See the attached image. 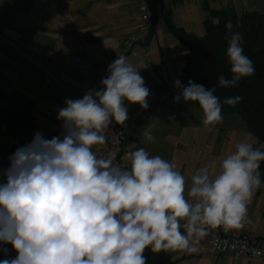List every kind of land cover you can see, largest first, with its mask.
<instances>
[{"label": "clouds", "instance_id": "1", "mask_svg": "<svg viewBox=\"0 0 264 264\" xmlns=\"http://www.w3.org/2000/svg\"><path fill=\"white\" fill-rule=\"evenodd\" d=\"M225 27L232 32L231 22ZM226 56L231 78L219 76L210 89L192 80L187 87L174 82L181 90L175 101L198 102L210 129L223 119L217 89L238 87L255 71L239 33L231 35ZM107 71L100 90L66 99L59 109L62 136L49 140L37 132L10 157L0 183V242L18 255L0 264H146L148 248L195 251L209 228L244 226L248 203L262 183L264 151L237 143L218 173L197 170L187 193L176 165L143 147L126 154L130 168L114 163V153L98 157L92 148L105 143L103 133L113 119L118 124L128 119L125 101L147 109L150 95L126 56H118ZM242 99L235 95L224 103L235 106ZM143 135L154 139L148 130Z\"/></svg>", "mask_w": 264, "mask_h": 264}, {"label": "crops", "instance_id": "2", "mask_svg": "<svg viewBox=\"0 0 264 264\" xmlns=\"http://www.w3.org/2000/svg\"><path fill=\"white\" fill-rule=\"evenodd\" d=\"M142 1L0 0V60L11 84L18 81L17 89H12L11 93L19 92L34 102L37 129L52 139L63 134V121L57 116L59 109L67 106L66 99L83 98L89 90L95 89L93 73L101 63L119 54L126 56L128 62L139 69L150 95L147 109L125 101L128 119L124 122L127 138L121 156L124 168H130L126 154L143 147L150 156L159 155L176 165L185 177L187 193L197 170L209 167L211 172L218 173L221 162L201 160L200 154L195 160L187 156L188 149L195 147V141L189 144L182 141L176 124L181 110L171 107L168 90L164 92L171 65L188 55L179 41L170 36L164 22L174 15L179 3L182 7L186 2L191 5L196 1L174 0L157 5L153 35L146 42L137 43L131 53L124 54L123 42L140 34ZM241 2L245 7L243 11H264V0ZM203 3L202 10L207 15L211 7L207 1ZM201 18L206 17L201 15L199 20ZM194 22L181 26L190 34L202 35L205 31L202 24L200 27L198 21ZM195 25L200 33L195 31ZM32 88L36 94L34 100L30 98ZM145 130L151 132L152 141L144 137ZM232 231L264 240V183L253 192L244 226ZM194 247L195 251L181 250L180 259L175 257L177 250H169V253L180 264H264L246 256L237 260L230 253H212L204 238Z\"/></svg>", "mask_w": 264, "mask_h": 264}, {"label": "trees", "instance_id": "3", "mask_svg": "<svg viewBox=\"0 0 264 264\" xmlns=\"http://www.w3.org/2000/svg\"><path fill=\"white\" fill-rule=\"evenodd\" d=\"M166 22L169 30L188 51L183 73L178 77L185 87L188 86V81L192 80L210 89L217 84L219 76L231 78L226 49L231 35L240 34L244 52L253 61L254 74L242 78L238 87L218 88L215 94L220 97L222 109L239 113L249 130L264 142V11L207 9L204 21L206 33L202 37L177 27L171 16L167 17ZM228 22L233 25L232 32L225 27ZM154 26L155 15L146 41L153 35ZM178 93L180 95V89ZM235 95L243 98L240 103L235 106L224 103L226 97ZM186 103L189 106H199L198 102ZM34 112L33 101L19 92L5 93L0 86V183L6 181L5 173L11 165L10 157L18 148L30 143L39 132ZM5 137H13L16 141H3ZM43 137L51 139L49 136ZM259 171L261 181L264 183V161L261 162ZM4 248L8 251L6 254L0 251V260L12 259L18 255L11 244L0 242V249ZM144 255L147 258L146 264H180L173 259L169 250L154 253L148 248Z\"/></svg>", "mask_w": 264, "mask_h": 264}, {"label": "rangeland", "instance_id": "4", "mask_svg": "<svg viewBox=\"0 0 264 264\" xmlns=\"http://www.w3.org/2000/svg\"><path fill=\"white\" fill-rule=\"evenodd\" d=\"M196 3L189 5L187 2L181 7V3L178 4L177 8L174 9V15L171 16L172 22L179 28L183 27L182 24L192 23L195 20L196 24L198 21V26L203 28L205 18L199 20V16L206 17L205 12L202 10L204 0H195ZM210 5V9H222V8H233L237 12H242L245 9L241 0H205ZM249 9V8H247ZM194 22V23H195ZM201 22V23H200ZM167 22H164L166 24ZM196 26V25H195ZM197 33H200L197 29ZM168 28V26L166 25ZM202 28V29H203ZM187 33L188 31L184 29ZM170 36L177 39L173 33L169 30ZM206 31L202 33L204 36ZM202 35L198 37H202ZM178 42V39H177ZM179 43V42H178ZM182 46V45H181ZM185 50L186 48L182 46ZM0 58H1V48H0ZM186 58L184 60L175 61V65H171L169 69L170 77L168 80V86H166L165 91L168 90L170 95L169 103L173 109L181 110V118L176 123L179 125L178 130H181V139L184 143L189 144L195 141V147L193 150L188 149V157L192 160L198 158L199 154L201 160H222L227 155L235 151V145L239 142H247L257 147L260 150L264 149V142L256 137L248 128L246 122L243 120L239 113L229 112L228 109H222L223 119L216 126L207 128L203 125L202 121L204 119L203 111L200 106H189L181 98L179 102L175 101V97L179 95L178 89L175 87V81L178 80V76L182 75L184 66L186 64ZM173 66V67H172ZM3 67V60H0V86L1 90L5 93H11L12 89H17L15 83L18 81H13L12 83L8 79L7 69ZM13 85V86H12ZM33 90V88H32ZM31 99H36V94L30 96ZM181 123V124H180ZM181 126V127H180ZM194 138V139H192ZM6 142H15L16 139L13 137H5L2 139ZM191 147V146H190ZM201 153L203 154L201 156ZM175 257L177 259L181 258V250H177Z\"/></svg>", "mask_w": 264, "mask_h": 264}, {"label": "built area", "instance_id": "5", "mask_svg": "<svg viewBox=\"0 0 264 264\" xmlns=\"http://www.w3.org/2000/svg\"><path fill=\"white\" fill-rule=\"evenodd\" d=\"M172 1L174 0L142 1L139 14L141 21V25L139 26L140 34L130 36L123 42L124 54L131 53L137 43L146 42L156 6L170 4ZM120 55L121 54L105 60L93 73L96 90H100L103 87L101 81L102 78H106L108 75V66ZM103 134L106 137L105 143L94 145L93 151L98 157H105L108 155V153H114V163L124 167L121 156L127 138L125 124H118L113 119L112 124L104 131ZM202 238L207 240L208 251L212 253H230L237 260L246 256L251 258L254 262H264V240L262 239L250 238L232 230L225 231L222 227L215 229L209 228L207 230V235Z\"/></svg>", "mask_w": 264, "mask_h": 264}]
</instances>
